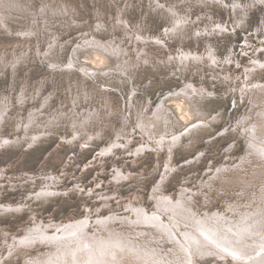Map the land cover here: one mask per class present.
Returning <instances> with one entry per match:
<instances>
[{
    "label": "bare ground",
    "instance_id": "bare-ground-1",
    "mask_svg": "<svg viewBox=\"0 0 264 264\" xmlns=\"http://www.w3.org/2000/svg\"><path fill=\"white\" fill-rule=\"evenodd\" d=\"M89 1L94 21L81 18L69 0H0V37L18 39L13 53L0 52V80H10L8 91L0 93V150L16 147L25 154L53 140L58 148L100 146L96 158L101 161L127 153L133 165L148 152L158 158L164 154V163L157 161L149 173L161 178L151 191L153 208L146 206L143 194L127 200L120 192L103 195L83 185L64 188L68 178L60 174L43 172L41 179L29 174L26 183L11 185L13 192L26 193L22 202L0 199V218L28 215L32 222L20 234L0 224V251L8 252V257L0 255V264L20 256L24 264H199L198 259L264 264V18L257 29L247 26L249 14L264 6V0ZM112 4L119 9L114 15L99 9ZM130 7L142 18L150 12L166 19L165 29L153 35L146 26H133L125 17ZM196 7L207 12L194 17ZM214 7L229 21L216 18ZM71 29L80 36L72 38ZM239 32L245 33L246 42L238 57L237 41L226 39H236ZM251 36L260 46L254 47ZM32 39L38 50H33ZM200 44L201 51L196 48ZM249 54L250 62L243 65ZM38 65L45 73L32 86ZM236 67L239 73L232 71ZM147 71L159 76L156 83L139 81ZM165 84L172 86L168 93L159 91ZM227 87L230 93L223 92ZM152 91H157L154 97ZM213 101H232L235 111L243 113L235 121L223 111L210 114L205 107ZM222 122L226 124L216 130ZM220 131L237 142L224 155L228 161L210 163L211 157L204 171L192 176L197 179L194 188L186 176L175 192L167 191L177 175L192 174L193 167L205 164V153L218 142ZM203 134L208 136L201 139ZM201 140L207 149H198L196 159L174 162L177 151L189 154ZM242 142L244 155L236 158L231 149ZM134 143L139 147L133 149ZM114 168V186L132 181L143 188L144 170L134 174ZM4 177L3 168L0 192ZM76 191L96 197L102 207L86 209L87 216L80 219L39 218L36 205ZM219 200L225 209L211 211Z\"/></svg>",
    "mask_w": 264,
    "mask_h": 264
},
{
    "label": "rangeland",
    "instance_id": "rangeland-1",
    "mask_svg": "<svg viewBox=\"0 0 264 264\" xmlns=\"http://www.w3.org/2000/svg\"><path fill=\"white\" fill-rule=\"evenodd\" d=\"M69 1L77 5L78 10L82 14L81 18L86 17L87 21L93 20V7L94 6L89 0H69ZM81 1L83 2L84 6L81 4ZM244 2H246V0ZM109 7L106 5L105 6L101 5L99 6V9L106 11L108 14L110 13V15L116 14L117 10H119L117 9L116 5L109 6ZM123 9H125V5L123 6ZM128 9H129L128 10L129 13L126 12L125 17H128L129 22L133 26L135 24L137 26H140V25H143V27L146 26L147 28L146 30H149L150 32L149 34L155 35L159 33V31L162 28H164V26L166 25V19H163V18L158 19L156 16L154 17L153 14L150 12L146 13L145 16H143L142 18L141 15H139L140 12H136V13L133 12V9L131 7ZM195 9L196 11H193L194 17H197L201 13L200 11H206L204 10V8H202L199 11L197 10L199 8L196 7ZM212 13L214 16H216V18H219L223 21H229L227 14L219 8L214 7L212 9ZM263 18H264V6L257 5V8L256 9L253 8V10L251 11V14H249V18L247 19L248 28L257 29L258 27L262 25ZM112 21L113 19H109V22H112ZM75 32L76 30H72V29L69 31V34L72 35V38H75L76 36H80V34H77V33L75 34ZM244 35L245 33L239 32V35L236 39H232V40L230 38L226 39V41L229 40V42L237 41L236 42L237 44L236 55L238 57L241 56L242 48L246 42V40L243 38ZM248 35H250V33H248ZM250 38H251V41L254 47L260 46V42L258 41L257 37L251 36ZM261 39L264 41L263 36L261 37ZM17 40L8 38L6 36L0 37V52L9 51L13 53L15 48L12 50V47L13 46L17 47V44H16ZM32 40H33L32 42L33 50L34 51L38 50L37 40L35 39H32ZM23 41L24 40H22L21 44H24ZM192 46H193V42H192ZM174 47L175 49L178 48L176 45H174ZM41 48L45 49V47L43 46ZM196 48H198V50L201 51L203 49V44H200V47H198L197 45ZM46 50L47 49H45L44 51L46 52ZM223 51L224 50L221 51V56H226V52H223ZM252 51L253 50L249 49V52H252ZM9 55L11 54L8 53V56ZM249 56L250 57H244L243 65H247L250 62L252 55L249 54ZM261 56L262 58H264L263 53ZM38 66L39 67L37 68V70H35L34 72L32 71V75H31V79L33 83L32 86H35V83L40 81L43 77V74L45 73V71L42 68L43 66H40V65ZM235 69L237 70V67L233 68L232 71H235ZM237 72L239 73L240 71L237 70ZM158 78L159 76L156 75L154 72L147 71L145 74L142 75V78L139 79V81L141 83L143 81L144 82L153 81L156 83L158 81ZM8 81L10 80H7V79L0 80V93L3 90L6 92L8 91L7 90ZM196 83H200V82H196ZM49 88H52V86H49ZM171 89H172V86L170 84H165L162 86L161 89H159V91L161 90L163 93H168ZM221 90L223 89L219 88V91ZM51 91L50 90L48 91V95L49 93H52ZM225 91H228L230 93V87L224 88L223 92ZM156 93L157 91H152V94H153L152 96L154 97ZM229 93L228 95H230ZM63 98L66 99V97H63ZM113 101H114L113 102L114 105L117 106V103L119 102L117 101L116 97H114ZM156 101L157 99L153 101V104L156 103L155 107H158V103ZM232 104H234V102L232 101L230 102L213 101V102H209V104H206L205 108L209 111L210 114L214 111H223L224 113L228 114L229 118L231 117V120L235 121L236 118L238 119L240 117L243 111H240V109L235 111L234 107L231 106ZM225 124H226L225 122H222L221 124L216 126L215 129L216 130L221 129L223 128ZM229 125H232V122H230ZM221 131L223 132L224 130H221ZM221 131L219 132V134L216 135L217 138H215L216 139L215 141H218V142L213 144L210 149H207L206 146H203V143L201 140V142L197 144L198 148H193L192 152H190L189 154H185L181 149L176 152L177 154L174 157L175 158L174 162H176L178 165H182L183 163L182 161L188 156H194V159H196L198 155L197 154L198 149H202V148L207 149V153L205 154L208 156L204 157L205 159H203V161H205L204 162L205 164L201 163L197 165L196 167H193L190 170L192 174H190L189 172H186V174H184L185 176L179 175L180 177H178L177 175L175 178L176 180L170 183L171 185L167 182L166 184H169L167 191L175 192L177 189V184H179L180 180L186 176L187 178H190L192 180L193 184L190 187L194 188L196 185L195 183L197 182V179L196 178L192 179V176H196L197 174L199 175L202 171H204V168L206 166V161H208L211 157H215V158L214 160H210V163L214 161V163L223 164L224 162L228 161L227 160L228 157L224 155L225 154L228 155V153L226 152L231 148L230 145L235 144L237 142L234 141V136L224 137ZM107 133H110V131H108ZM221 133H222L223 138H219V135ZM110 135L112 134L110 133ZM206 136H208V134L201 135V139ZM139 142L143 143L142 140H140ZM134 145L135 147H133V149H136L139 147L136 145V143H134ZM99 148L100 146H97L94 149H90V150L85 149L83 151L82 149L71 148V147L68 148L67 146L63 148H58L57 141L52 140L47 143H43L42 145L36 146L30 152H25V154H22V152L17 150L16 147H12L9 149L7 148L3 151L0 150V171L3 168L6 170V177L2 179V185H4V187H2L3 189L0 192V197H1L0 199L4 201L5 203L22 202L26 193L24 191L18 192V193L13 192V190L11 189L12 188L11 185L20 186L21 184H23L21 182L26 183L27 180L25 178H27L29 174L35 175L38 177V179L39 178L41 179L45 177V175H43L44 173L45 174L54 173L55 175L60 174V176H62L63 179L68 178L66 183L63 182V184H65L64 188L66 187L72 188L74 185H79L81 187L83 185L87 187V189L90 190L91 188H93L94 192L98 191V193L103 194V195H108L109 193H113V192H116V193L120 192L121 195L125 196V199L127 200L131 198L135 199L134 195L136 193H139L140 195L143 194L146 199V203H147L146 206L152 209L153 204H152L151 197H150L151 191H153L154 184L156 185L161 180V178L158 181L157 174L152 176V175H149V173L154 171V168L158 165L156 163L157 161H159L160 163H164V161L166 160V158L164 157V154H162L161 157L158 158L157 156H155V154L148 152L146 156L143 154L142 156L139 157V160H140L139 164L133 165V162H131L130 160L133 161L134 159H131V158L127 159L128 158L127 153L123 154L122 152H120L121 158L106 157V158H103L102 161H101V158L97 160L96 155L98 156L101 153L100 152L101 150H98ZM242 152H244V142H242V147H238L237 149L235 148L234 151L231 149L230 153L234 154L233 156H236L237 158L239 155L240 156L244 155V153L241 154ZM137 159L138 158H136V160ZM90 162L95 163L94 167L90 168L88 171L82 169L84 164L85 165L90 164ZM115 165L121 166L122 170L124 171H127V172L128 170L132 171L134 174L139 173L142 170L148 173L147 175H145L146 180L143 183L144 185L143 188L140 187V185L142 184H136V183L133 184L132 181L125 183L124 186L122 185L119 186V184H116V186H114L112 183L114 182L113 181L114 178L112 177V174L114 172ZM33 190H37V188H33ZM33 190L31 188V191ZM85 192L81 191L78 193L76 191V193H72L70 197H64L63 199L59 198V199H56L55 201L51 200V202L48 201L47 203H45V205L44 204L40 206L36 205L34 209L38 210L39 218L41 220L43 219L46 221H51V219L53 218L56 221H62L65 219H74V218L76 219L84 218L88 214L87 213L88 210L86 209L93 207L92 211H95L97 209V205L99 204L101 205L100 201L98 200L95 201L96 197L92 198L93 196ZM100 207H102V205ZM216 209L218 211H223L225 209L224 205L221 203L220 200L215 202L210 208L211 211H215ZM200 211L202 213L204 212L201 209ZM105 217H108V215H106ZM31 223H32L31 220L28 219V215H25V216L6 215L0 218L1 226L5 227L13 234L22 233L23 232L22 228L27 227ZM127 230H131V229L127 228L125 231L127 232ZM2 242L3 241L0 238V247L2 246L1 245ZM0 255L4 257H8V252L0 251ZM22 259H23L22 256H20L18 259H15L17 261H14V259L10 257L7 259L6 264H24V262L22 263ZM198 263L208 264L206 261H200V259H198ZM230 263L233 264L232 261Z\"/></svg>",
    "mask_w": 264,
    "mask_h": 264
}]
</instances>
